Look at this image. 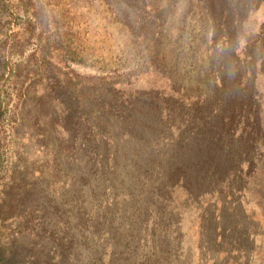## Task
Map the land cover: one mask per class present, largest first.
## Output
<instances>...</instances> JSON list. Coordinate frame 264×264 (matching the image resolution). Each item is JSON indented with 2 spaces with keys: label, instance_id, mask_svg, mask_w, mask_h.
<instances>
[{
  "label": "rangeland",
  "instance_id": "obj_1",
  "mask_svg": "<svg viewBox=\"0 0 264 264\" xmlns=\"http://www.w3.org/2000/svg\"><path fill=\"white\" fill-rule=\"evenodd\" d=\"M197 136L241 170L212 189L243 193L256 237L198 260L200 205L178 192L189 237L156 260L135 243L149 212L176 219L171 173L214 165L188 153ZM0 264H264V0H0Z\"/></svg>",
  "mask_w": 264,
  "mask_h": 264
},
{
  "label": "trees",
  "instance_id": "obj_2",
  "mask_svg": "<svg viewBox=\"0 0 264 264\" xmlns=\"http://www.w3.org/2000/svg\"><path fill=\"white\" fill-rule=\"evenodd\" d=\"M227 1H231V0H227ZM233 1H236V0H233ZM219 4L221 6L219 9V16L216 18H213L211 16L214 21L213 23L215 25L224 24L225 19H226V9H225V6L223 7L225 3H222L220 1ZM239 21L241 22L242 19H240ZM235 22L239 23L238 20H233L232 23L236 24ZM240 36H241L239 37L240 40H238L234 48L230 47L231 45L229 44V42H226L227 40L225 41L223 40L221 42L223 44L222 49H219L217 51H213V50L211 51L212 58L213 56H216L215 59L213 58V62H212L215 66L218 64L219 65L221 64L222 68L225 70V65L228 63V60L226 56L224 55L227 54L228 59L230 56L236 55L235 54L236 48L240 47V42L242 41V39H244V36L242 34H240ZM215 77L216 75L214 76V78L210 79L211 84L214 86V88L215 87L222 88L221 89L222 91L224 88V83L222 81L223 78L220 77L219 83L218 82L216 83ZM227 92H229L230 95H232L230 90H228ZM205 100H207V97L204 99V101ZM195 131L199 133V129H195ZM188 135L195 136V132L194 131L189 132ZM188 141L190 142L187 144L188 145V147H186L187 151L189 153L190 147H194L195 148V152H194L195 158L199 156L201 153H203L205 156V155H208L210 152H215L214 154L211 155V157H209L210 161L214 163V165L210 168V170L204 169L202 167L195 169L196 177L189 174V177L186 178L187 175L178 176L176 174L174 178V174L173 173L170 174L169 179L171 180V182L168 185L170 189L167 191V193L171 196V199L169 200V203H168L169 213H166V214L168 216L174 215L176 219L167 220L165 221L166 222L165 226H162V223H161V226H159L158 219L157 217H155L156 212L154 211L153 214L149 212L148 213L149 223L145 225L148 228L146 229V231H143L144 233L142 234V236H140V241L135 243V247H139L140 253L142 252L141 248H144L146 252H149V253L151 252L152 254L156 256V260L161 259L162 254L163 253L166 254L167 250L169 251L172 250V254H174L175 252H178L179 249H181L182 251L183 238L186 236L189 237V229H190L191 224L189 223V218H188L189 214L187 213V209L183 208L182 210L179 209L180 211L179 210L175 211L173 206L176 202L174 201L175 200L174 193L177 194L178 192H182V193L184 192L186 195V199L188 201H196L197 203H199L200 209L202 210V211L199 210V213L196 214L197 221H196L195 230L197 234V245L195 247V250L198 254V260L201 259L203 255L206 254V252L208 253L210 251L208 249L210 248L208 244L209 242L213 243V241L214 243L217 244V247L218 246L228 247V253L230 250L229 247H231L230 244H233L234 247L232 249V252L239 257L241 255L240 251L243 250V255H244L246 242L251 243L252 238L254 239L256 237V227L254 226L255 222L251 218V215L247 214L245 212V208L242 207V203L244 199L242 197L243 193L239 190L235 192L236 195L234 194L233 195L234 198H232L233 196L230 197L228 194L225 195V192H223L222 198H220V195H219L220 202L219 201L216 202L215 191L212 189L215 187V185H219V184L227 186L228 176L232 172H234L236 175V177L234 178L241 180V170H239V168L236 170H231V168H228L225 162V158L221 156V154L216 156L219 150H212L208 153V149L210 148L209 144L211 143H208V146L205 145L204 141L198 138V136L193 137V138L190 137ZM209 141L211 142L212 140H209ZM216 144L222 147V144H218V143ZM185 146L186 145H182L181 148ZM187 155L188 154L185 153L183 156L186 159L187 165L190 166V163H192V157H190V155L188 156ZM205 158L206 157L202 158V166L205 164V162H207ZM165 184H168V183H165ZM194 186L196 187L195 191L198 192L202 189V192L200 193L193 192ZM207 197H209L208 201L206 200ZM232 203H235L233 204L234 207L231 206ZM175 207H176V204H175ZM206 207H211L212 209V212L211 214H209V216H207V214L205 213H202L204 212V209ZM177 208H179V206ZM233 217H236V222ZM208 221L213 223L212 228L207 227ZM247 222H251L252 224V228L249 227L252 230V232L251 230H248L249 234L246 232ZM159 227H161V233L155 234V231H159ZM165 230H166V233L164 234ZM240 231L242 233L241 239L239 238V234H237ZM250 233L252 235L251 238L249 237ZM157 235H162L159 239H164V238L166 239L165 248H161L162 245L161 244L159 245L158 243L159 239H156L158 241L154 239ZM209 235H212L211 240L209 239L210 237ZM203 247H206V249H204Z\"/></svg>",
  "mask_w": 264,
  "mask_h": 264
}]
</instances>
